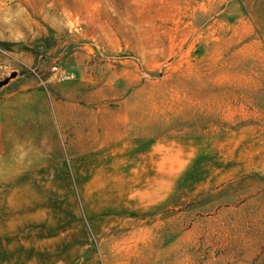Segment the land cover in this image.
I'll list each match as a JSON object with an SVG mask.
<instances>
[{
    "label": "rangeland",
    "instance_id": "1",
    "mask_svg": "<svg viewBox=\"0 0 264 264\" xmlns=\"http://www.w3.org/2000/svg\"><path fill=\"white\" fill-rule=\"evenodd\" d=\"M7 78L0 264H264V0H0Z\"/></svg>",
    "mask_w": 264,
    "mask_h": 264
},
{
    "label": "water",
    "instance_id": "2",
    "mask_svg": "<svg viewBox=\"0 0 264 264\" xmlns=\"http://www.w3.org/2000/svg\"><path fill=\"white\" fill-rule=\"evenodd\" d=\"M15 75H16L15 73L12 74V76H15ZM8 80H9V78H7V79L1 81V82H0V85H3V84H5V83H7Z\"/></svg>",
    "mask_w": 264,
    "mask_h": 264
},
{
    "label": "built area",
    "instance_id": "3",
    "mask_svg": "<svg viewBox=\"0 0 264 264\" xmlns=\"http://www.w3.org/2000/svg\"><path fill=\"white\" fill-rule=\"evenodd\" d=\"M53 69H56V67L54 66Z\"/></svg>",
    "mask_w": 264,
    "mask_h": 264
}]
</instances>
